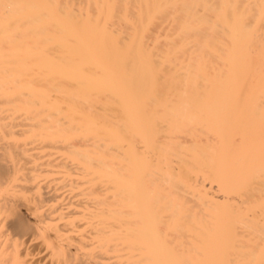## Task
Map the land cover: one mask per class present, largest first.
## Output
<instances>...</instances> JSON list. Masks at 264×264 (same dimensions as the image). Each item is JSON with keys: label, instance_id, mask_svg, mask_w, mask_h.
I'll list each match as a JSON object with an SVG mask.
<instances>
[{"label": "bare ground", "instance_id": "1", "mask_svg": "<svg viewBox=\"0 0 264 264\" xmlns=\"http://www.w3.org/2000/svg\"><path fill=\"white\" fill-rule=\"evenodd\" d=\"M0 264H264V0H0Z\"/></svg>", "mask_w": 264, "mask_h": 264}]
</instances>
